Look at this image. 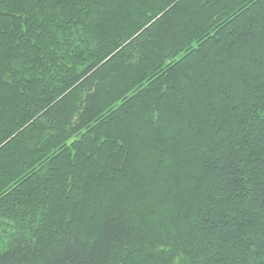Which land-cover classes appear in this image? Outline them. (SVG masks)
Here are the masks:
<instances>
[{"label": "trees", "instance_id": "obj_1", "mask_svg": "<svg viewBox=\"0 0 264 264\" xmlns=\"http://www.w3.org/2000/svg\"><path fill=\"white\" fill-rule=\"evenodd\" d=\"M0 264H264V0H0Z\"/></svg>", "mask_w": 264, "mask_h": 264}]
</instances>
